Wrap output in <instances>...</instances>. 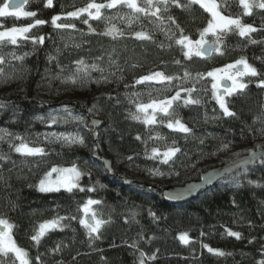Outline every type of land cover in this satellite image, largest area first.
<instances>
[{"label": "trees", "instance_id": "trees-1", "mask_svg": "<svg viewBox=\"0 0 264 264\" xmlns=\"http://www.w3.org/2000/svg\"><path fill=\"white\" fill-rule=\"evenodd\" d=\"M45 2L29 0L24 6L26 11L36 12L35 17H0V31L28 26L37 19L45 21L26 34L28 39L0 46L5 60L0 64V97L8 101L0 105V129L12 134L0 141V156L5 157L0 159V218L14 225L13 238L28 252L32 264H36L37 255L43 264H139L141 251L147 256L156 254L155 260L145 264H257L264 259V162L216 183L185 203L168 204L161 192L152 188L196 181L208 169L264 147V88L257 86L264 79V9L254 7L250 15H243L239 0H217L221 14L238 17L242 24L257 30L245 37L235 30L224 36L223 55L188 60L175 41L180 29L190 38H199V30L210 16L198 5H170L169 12L162 14L163 24L154 17L140 16L129 26L126 8L104 9L99 20L89 19L87 14L75 19L67 13L85 7L90 0H53L51 7H45ZM56 15L62 17L58 23L75 24V29L54 28L51 18ZM169 15L179 27L168 20ZM84 19L89 23L84 24ZM89 25L94 32L89 31ZM112 25L124 35L115 40L101 35ZM137 31L149 33L152 39H134L131 34ZM39 37H44V42L34 44L33 38L38 41ZM12 53L23 59H14ZM240 58L255 67L258 76L245 77L247 87L225 98L235 113L225 117L212 97L211 77L201 79L197 73L206 74ZM79 59L104 71H91L88 78L75 84L62 82ZM185 70L191 74L187 78ZM153 71L181 79L174 80L171 88L135 84L140 76ZM176 85L194 88L191 96L201 102L185 106L183 98L188 94L182 91V99L170 109L172 115L158 113L157 120L179 118L191 129L189 134L173 132L163 123L146 126L131 118L136 109L130 98L148 103L152 98L170 97L178 90ZM135 92L140 96L133 97ZM93 104L98 110L89 112ZM88 115L103 121L96 141L87 126ZM52 116L57 119L55 124L50 123ZM51 133L79 134L85 143L68 146L49 142L45 137ZM16 135L45 148L46 156L16 153L10 147V143H20L14 139ZM157 135L162 138L156 139ZM169 146L180 149L174 162L161 164L145 156L146 148L150 154L154 147L163 152ZM102 155L110 159L113 177L101 163ZM68 164L83 171L78 188L50 193L36 189L52 165ZM157 168L163 175L151 173L150 169ZM121 176L147 186L123 185ZM88 188L94 190L89 192ZM88 199L101 201L92 208L103 219L111 220L98 240L89 239L79 224L83 216L80 208ZM58 216L68 217L62 221L63 230L50 231L39 246L34 245L30 239L34 230ZM226 229L240 233V239L228 236ZM182 233L188 234V244L177 238ZM134 241L136 247H130ZM58 244L60 251H50ZM203 244L224 255L209 253ZM0 260L12 264L14 257L9 254Z\"/></svg>", "mask_w": 264, "mask_h": 264}, {"label": "snow or ice", "instance_id": "snow-or-ice-1", "mask_svg": "<svg viewBox=\"0 0 264 264\" xmlns=\"http://www.w3.org/2000/svg\"><path fill=\"white\" fill-rule=\"evenodd\" d=\"M29 2V0H0V17H16V18H28L35 17L36 12L26 11L24 6ZM53 0H46L45 7H51ZM174 5L177 8H189L194 5H198L204 12L208 13L210 19H208L207 24L201 30H199V38L193 39L188 35L183 34V29H180V37L176 39L175 43L181 46V51L185 59L191 60L195 57L211 58L213 53L218 55H223L222 45L224 43V36L233 32L234 30L238 32L241 37L248 36L250 33L255 32L257 29L251 25H245L241 23L240 18H233L231 16H225L221 14L218 10L219 5L217 0H187V3H182L181 0H105V2H96V0H90L85 7L79 8L75 11L67 13V17L79 19L84 14H87L89 19L99 20L102 18L104 9H128V24H131L140 18L144 17H154L156 21H159L160 24L164 23L163 13L169 12V6ZM239 5L243 9V15H250L254 7L264 9V0H260L259 3H256L255 0H239ZM94 10V11H93ZM123 18V17H121ZM62 17L60 15L53 16L51 18V25L56 29H75V24L72 23H58ZM89 19H84L82 22L84 24L89 23ZM168 20L177 25V21L171 15L168 16ZM152 22L151 20L149 21ZM44 20L37 19L33 24L23 27H11L6 30L0 31V46H3L5 43H10L11 45H17L18 41L28 39L26 36L32 28L36 25L44 24ZM89 31L94 32L95 30L89 25ZM101 35L110 36L112 39H118L124 35V33L118 29L115 25L107 27ZM132 37L139 41H150L152 36L145 31H137L131 34ZM211 37V39H209ZM171 38V37H170ZM32 42L35 44L37 42L43 43L44 37H39L37 39L33 38ZM251 43H257L255 40H251ZM80 47V45H76ZM13 58L16 60H22L23 57L16 56L12 53ZM54 59V57L50 58ZM99 59V58H98ZM5 60L3 56H0V64H4ZM75 67L72 70L71 74L63 79L62 82L73 83L75 84L78 80H84L89 77L91 71H100L104 70L100 68L97 64L93 63L89 65L85 60L79 59L73 62ZM177 64L180 61H176ZM63 72V69H61ZM191 74L185 70V78L189 77ZM197 76L201 79L206 77H211L212 79V97L214 98L216 104L219 105L220 110L223 112L225 117H233L235 113L231 111L228 107L225 97H230L237 92L243 91L247 84L242 82L243 77H256L258 76L257 69L250 65L246 59L240 58L234 63H229L224 65L221 68L214 69L212 71L205 73H197ZM59 78V77H58ZM181 79L178 76H168L160 71L149 72L148 74L140 76L135 80L136 85H152V84H161L166 85L171 88L174 80ZM221 81H230V85H225L221 87ZM99 82V81H97ZM258 87L264 88V79L259 80ZM177 91L174 95L164 98H152L150 102L143 103L138 99L132 100L130 102L135 105L136 111L130 113V116L133 120L141 121L146 126L155 125L158 123H163L165 126L172 130L173 132L189 134L191 129H189L182 121L177 118L174 120L158 121L157 114L162 113L164 116H171L172 113L170 109L173 108V104L176 101L182 99L181 92H186L188 95L186 98H183V104H199L201 101L199 99H193L191 94L195 90L194 88L184 89L180 85H176ZM150 95V93H149ZM133 97H139L140 93H132ZM93 110H98L97 105L93 104L92 108L89 109V112ZM151 110V112L149 111ZM142 114V115H141ZM57 119L55 116L50 117V123L55 124ZM6 129H0V141L4 140L6 136H11ZM150 137L149 139H152ZM156 139H161L162 137H155ZM15 140L20 141L19 144H11L10 147L16 153H19L23 156L28 157H40L43 158L46 156V150L43 147L35 145L33 143L27 142L23 137L16 135ZM49 142H62L65 145L71 146L75 144L83 145L85 143L84 138L79 134H67L64 133H51L45 137ZM137 140H140L141 137L137 136ZM146 144L147 142L144 141ZM175 143V142H173ZM224 148H227L228 145H223ZM180 152L179 147L169 146L161 152L157 148H152L151 153L149 154L147 148L145 150V156L147 159L159 160L161 164H169L170 161H173V158L176 154ZM5 157L0 156V159ZM129 160L132 157H128ZM245 162L260 160L264 162V151L256 150L249 151L248 155L244 158ZM174 162V161H173ZM153 175H163L159 169H150ZM56 173L57 178L52 180V174ZM83 173L73 165L71 168H59L52 167L50 171H47L44 176L39 180L38 185H36L37 190L42 193L50 192H59L62 188L67 192H72L73 189L79 187V179ZM3 179V177H0ZM84 191L83 188L79 189ZM93 188H88L87 191H93ZM102 202L99 200L88 199L86 203L80 208V211L83 212V216L79 218V224L86 230V234L89 239L98 240L101 238L100 232L102 228L111 222V220H105L102 218V215H98L97 211L92 208L93 205H99ZM151 214V213H150ZM68 219V217H54L53 219L47 220L39 224L38 229L34 230V234L30 239L34 242V245L39 246L42 238L45 237L47 233L54 230H63L65 225L62 224V221ZM71 219H76V217H71ZM14 228L13 224H10L8 220L0 218V257H8L9 254H12L14 260L12 264H32L31 259L29 258L28 252L19 247L12 236V229ZM227 235L230 237H235L240 239V233L234 232L226 229ZM203 235V233H201ZM181 243L188 244L189 237L187 233H182L177 237ZM130 247L135 248L136 242L134 241ZM203 248H206L209 253H212L217 256H222L224 253L220 250L213 249L207 244L202 245ZM50 251L58 252L60 251L59 244L56 249ZM264 255V252H262ZM103 259V257H102ZM156 259V254L153 253L151 256H147L144 252L139 253V264H145L146 261H152ZM0 264H4V260H0ZM36 264H43L40 259V255L36 257ZM59 264V262H58ZM257 264H264V259L257 261Z\"/></svg>", "mask_w": 264, "mask_h": 264}, {"label": "water", "instance_id": "water-1", "mask_svg": "<svg viewBox=\"0 0 264 264\" xmlns=\"http://www.w3.org/2000/svg\"><path fill=\"white\" fill-rule=\"evenodd\" d=\"M225 85H230L228 81H221V87ZM7 99H3L0 97V105H7ZM87 126L91 129L93 140L96 141L97 130L101 128L103 121L97 117L88 115L86 117ZM99 149V148H98ZM260 151H264V147L259 149ZM254 150V151H256ZM248 155H242L232 161L226 162L222 165L213 167L203 172L199 179L196 181H190L183 185H170L164 188L152 187L156 190L160 191L164 201L168 204L175 205L180 203H185L196 198L201 192L206 189L213 187L216 183L226 180L229 177L235 175L236 173L251 168L260 160H254L245 162V157ZM101 163L103 164L106 172L113 177L112 164L110 159L105 156H101ZM123 185L136 184L138 187H146V184H140L136 182L134 179H128L125 176L119 177Z\"/></svg>", "mask_w": 264, "mask_h": 264}, {"label": "rangeland", "instance_id": "rangeland-1", "mask_svg": "<svg viewBox=\"0 0 264 264\" xmlns=\"http://www.w3.org/2000/svg\"><path fill=\"white\" fill-rule=\"evenodd\" d=\"M259 2H260V0H258ZM219 10V9H218ZM94 11V10H93ZM247 77V76H246ZM244 78L245 77H243L242 78V82H244ZM229 83H230V81H228ZM245 83V82H244ZM225 98H228V97H225ZM150 112H151V110H149ZM73 165H75L82 173H83V171H82V169L80 168V167H78L76 164H68V165H52L51 167H50V169L48 170V171H50L51 170V168L52 167H59V168H71ZM57 178V174L56 173H53L52 174V177H51V179L52 180H55ZM39 183V182H38ZM38 185V184H37ZM36 189H37V187H36ZM60 191H65L63 188L60 190ZM42 193V192H41ZM13 236V235H12Z\"/></svg>", "mask_w": 264, "mask_h": 264}]
</instances>
